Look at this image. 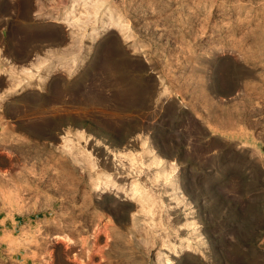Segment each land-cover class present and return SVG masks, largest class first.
Returning <instances> with one entry per match:
<instances>
[{"label": "rangeland", "instance_id": "rangeland-1", "mask_svg": "<svg viewBox=\"0 0 264 264\" xmlns=\"http://www.w3.org/2000/svg\"><path fill=\"white\" fill-rule=\"evenodd\" d=\"M0 264H264V0H0Z\"/></svg>", "mask_w": 264, "mask_h": 264}, {"label": "bare ground", "instance_id": "bare-ground-1", "mask_svg": "<svg viewBox=\"0 0 264 264\" xmlns=\"http://www.w3.org/2000/svg\"><path fill=\"white\" fill-rule=\"evenodd\" d=\"M27 3V2H26ZM68 14V13H67ZM70 14V13H69ZM69 14L67 15V16H69ZM67 18H69V17H67ZM26 24V23H25ZM37 24V23H36ZM23 26V25H22ZM31 26V25H30ZM107 26V25H106ZM106 26H104V28H106ZM44 27V26H43ZM30 29H31V27H30ZM35 29V28H34ZM36 30V29H35ZM42 30V29H41ZM46 30V29H45ZM52 30H53V27H52ZM29 31V30H28ZM27 31V32H28ZM48 31V30H47ZM46 34V33H45ZM47 35V34H46ZM24 40V39H23ZM29 40V39H28ZM42 40V39H41ZM55 41H56V39H55ZM35 43V42H34ZM38 43V42H37ZM52 43V42H51ZM56 44V43H55ZM92 73V72H91ZM130 78V77H129ZM71 83V82H70ZM78 86V85H77ZM144 87V86H143ZM76 88V87H75ZM58 91V90H57ZM61 91V90H60ZM70 91V90H69ZM73 91V90H72ZM120 91V90H119ZM55 93V92H54ZM64 93V92H63ZM72 93V92H71ZM57 94V93H56ZM66 94V93H65ZM54 99H56V98H54ZM50 102V101H49ZM54 102V101H53ZM128 103V102H127ZM50 104V103H49ZM59 105V104H58ZM47 106V105H46ZM63 106V105H62ZM53 107V106H52ZM142 107V106H141ZM48 108V107H47ZM49 108H51L50 106H49ZM37 109V108H36ZM63 109V108H62ZM73 110V109H72ZM76 110V109H75ZM59 111V110H58ZM56 112H57V110H56ZM65 112V111H64ZM86 112V111H85ZM39 113V112H38ZM42 113V112H41ZM61 113V112H60ZM40 114V113H39ZM83 116V115H82ZM89 117V116H88ZM47 118H49V117H47ZM31 125V124H30ZM33 125V124H32ZM50 132V131H49Z\"/></svg>", "mask_w": 264, "mask_h": 264}]
</instances>
